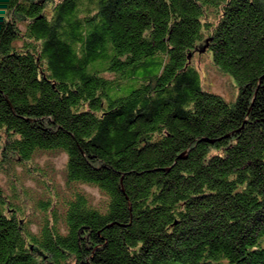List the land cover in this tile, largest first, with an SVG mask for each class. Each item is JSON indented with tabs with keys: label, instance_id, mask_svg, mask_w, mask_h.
I'll use <instances>...</instances> for the list:
<instances>
[{
	"label": "trees",
	"instance_id": "16d2710c",
	"mask_svg": "<svg viewBox=\"0 0 264 264\" xmlns=\"http://www.w3.org/2000/svg\"><path fill=\"white\" fill-rule=\"evenodd\" d=\"M48 151L106 199L0 185V264H264V0H0V172Z\"/></svg>",
	"mask_w": 264,
	"mask_h": 264
},
{
	"label": "rangeland",
	"instance_id": "374dc122",
	"mask_svg": "<svg viewBox=\"0 0 264 264\" xmlns=\"http://www.w3.org/2000/svg\"><path fill=\"white\" fill-rule=\"evenodd\" d=\"M193 61L201 72L202 83L206 89L217 92L226 99L237 96L234 78L214 65L210 52H197ZM67 159L66 152H41L26 164H16L12 173L0 172V185L8 194L23 202L27 216L31 219V228L35 231L39 229L43 213L39 200H58L57 204L60 205V201L65 199L75 186L66 180ZM75 187L86 192L96 204H102L106 199L105 194L96 186L76 184Z\"/></svg>",
	"mask_w": 264,
	"mask_h": 264
}]
</instances>
